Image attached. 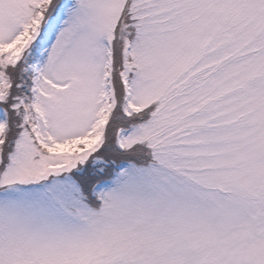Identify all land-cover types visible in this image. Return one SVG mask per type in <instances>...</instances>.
<instances>
[{"label": "snow or ice", "instance_id": "6c2138e0", "mask_svg": "<svg viewBox=\"0 0 264 264\" xmlns=\"http://www.w3.org/2000/svg\"><path fill=\"white\" fill-rule=\"evenodd\" d=\"M0 264H264V0H0Z\"/></svg>", "mask_w": 264, "mask_h": 264}]
</instances>
